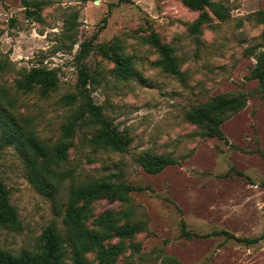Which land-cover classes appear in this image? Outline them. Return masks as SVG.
<instances>
[{
	"label": "rangeland",
	"instance_id": "obj_1",
	"mask_svg": "<svg viewBox=\"0 0 264 264\" xmlns=\"http://www.w3.org/2000/svg\"><path fill=\"white\" fill-rule=\"evenodd\" d=\"M214 1L229 16L212 15L194 33L199 11L181 0H0L1 107L43 145L56 144L79 103L67 105L62 97L77 91L83 65L93 101L130 138L123 151L94 148L87 138L95 128L79 125L68 138L67 159L59 165L66 174L54 182L52 197L28 182L22 154L15 143L1 142L0 127V179L21 221L20 230L0 226V249L37 250L42 229L61 226V203L72 183L105 178L141 188L127 203L96 201L87 219L92 227L102 211L120 210L121 217L146 224L122 240L117 264H264V235L254 243L223 234L180 236L181 219L201 235L226 230L254 237L264 228V89L250 76L255 54L264 51V26L256 15L264 0ZM150 30L172 47L179 75L155 64L159 55L143 40ZM112 39L133 60L135 76H115L113 62L98 51ZM38 66L58 75L57 88L45 96L16 86ZM220 93L246 97L221 123L224 139L204 135L185 119L186 111ZM146 152L176 162L148 173L139 163ZM87 258L99 264L93 252Z\"/></svg>",
	"mask_w": 264,
	"mask_h": 264
},
{
	"label": "trees",
	"instance_id": "obj_2",
	"mask_svg": "<svg viewBox=\"0 0 264 264\" xmlns=\"http://www.w3.org/2000/svg\"><path fill=\"white\" fill-rule=\"evenodd\" d=\"M128 1L117 0L118 3ZM181 1L190 9L199 11L191 24L194 33L200 32L201 26L211 20L212 15L219 19L229 16L228 8L214 0ZM256 15L264 26V9L257 11ZM261 37L264 39V27ZM143 40L159 55L155 64L167 73L180 74L172 47L163 42L154 30H150ZM98 51L113 62L112 71L115 76L122 79L135 76L133 60L123 53V45L119 39L98 45ZM78 75L77 91L62 97V101L67 105L79 101L77 109L62 125V138L52 146L43 145L32 134H27L16 119L0 105L1 142L15 143L22 154L28 182L40 193L52 197L56 192L54 182L62 180L66 174L59 169V165L67 159L68 138L79 125L84 123L95 128V132L87 138V143L94 148L123 151L130 142L127 132L111 125L103 116L101 105L93 101L87 83L90 77L85 66H80ZM250 76L256 78L264 89V51L255 54V63L250 70ZM57 85V71L43 66L31 67L21 79L16 81L18 89L28 92L36 88L43 96L54 91ZM245 103L246 97L243 94L220 93L186 111L185 119L200 126L204 135L224 139L221 123L231 112L241 109ZM175 162L176 159L169 154L150 152L144 153L139 159L143 169L152 174ZM140 189L126 182L110 181L105 178L72 183L66 200L61 203L63 205L61 226H57L54 222L46 225L41 231L40 244L35 251L22 249L13 254L0 249V264H89L87 254L90 252L94 253L99 264H117V257L125 249L122 240L144 231L146 224L127 219L126 213L124 218L121 217L120 210L102 211L94 219L92 227L87 224V219L96 201L107 199L120 204L127 203L130 192ZM0 226L13 230L21 229V221L9 200L8 189L1 179ZM217 234L234 238L239 242L254 243L263 237L264 228L261 234L254 237H237L226 230H214L201 235L187 229L183 219L180 221V236L191 238ZM112 239L118 241L111 242ZM132 248L138 250V245H132Z\"/></svg>",
	"mask_w": 264,
	"mask_h": 264
}]
</instances>
